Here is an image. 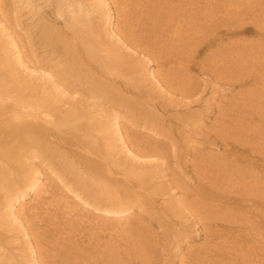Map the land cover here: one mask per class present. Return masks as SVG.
Here are the masks:
<instances>
[{"label": "bare ground", "instance_id": "1", "mask_svg": "<svg viewBox=\"0 0 264 264\" xmlns=\"http://www.w3.org/2000/svg\"><path fill=\"white\" fill-rule=\"evenodd\" d=\"M0 41V264H161L146 208L203 236L179 264H264V0H0ZM190 152L197 188L162 175Z\"/></svg>", "mask_w": 264, "mask_h": 264}, {"label": "rangeland", "instance_id": "2", "mask_svg": "<svg viewBox=\"0 0 264 264\" xmlns=\"http://www.w3.org/2000/svg\"><path fill=\"white\" fill-rule=\"evenodd\" d=\"M45 6H46V8L47 7L49 8L48 3ZM10 8H12L11 5H10ZM49 10L52 11V7L48 9V13H49ZM239 37H241L242 39L245 38L246 40L255 38L254 34L250 33V32L242 33L239 35ZM1 43H2V41H0V45H1ZM202 60H203V58H201V61ZM191 72H192L191 75L198 78V87H199L198 93H200L199 97H197V98L194 97L195 99L193 98V100L196 101V103L193 107H196V106L199 107L202 110V112H204V114H205L206 112L204 110L206 109V107H203V104L201 103L202 100L209 99V103H213L212 113L208 114V116H207L208 118L203 117L202 118L203 122L198 126L190 125L191 130H189V133H191V131H192L191 135L193 137V141L195 142L196 139H199L202 141V139H204L205 137H207V138L210 136L212 137L213 132L211 130H213V127H214L215 122H216L215 119H216L217 114L219 112L218 111V102L220 100V97H219V99L217 98V99H214V101H211V99H210L211 94L210 93H211V88L214 87L213 84L211 82H209L208 85L204 86V81L202 82V80L204 78L199 73L197 68H196V70H192ZM207 80L209 81L208 78H207ZM216 86L218 87L220 85L217 84ZM221 88L226 90V92H224L225 96H229L230 94L235 92L234 90L228 91L226 86L221 87ZM233 89H234V87H233ZM142 91L143 92L148 91V94L152 93V95L154 96L152 98H154V99L157 98V101L159 102L158 105H159L160 112L165 114L164 115L165 120H168V122H173V130L175 132L177 131L178 128H181V124L179 123L180 121H178V119L175 118L176 117L175 111L185 112V110H188V109H186L185 107H176V103L172 102V100H170V98L166 95H162V96L156 95L155 89L148 82L144 83V87H142ZM197 100L199 102H197ZM209 103H207L205 105H208ZM165 108H166V112H164ZM191 122H194V121H191ZM141 131H140L141 135L150 138L149 137L150 136L149 131H148L149 134H147V132L145 130H141ZM158 131H159V133L162 134L158 139H159V141H161L163 147L166 149L170 148L172 142L166 141V139H170L172 141H176V139L174 137H167L168 133L164 129H161ZM206 143H209V142H206ZM211 148H214V147H211V146L205 147L206 150H209ZM220 151H221V149H220ZM181 156H182L183 160L180 163V162H176L177 160L175 158L172 159V155H168L169 161L171 160L169 163V166H168L169 168L166 171H163L162 175H171V173L180 175V178L182 177V180L189 182L191 187L197 188L199 182H198V180H196V178L193 175V172L196 169L194 167L196 164V161L194 160L195 156L191 152L188 153V155H186V156H184V155H181ZM143 211H145V212L142 214L141 210H137V212H135V214H137V213L142 214L141 215L142 221L144 223L149 224V225L151 223L153 228H155V230L160 233L161 241L159 242L160 245L156 248L155 253H156V257H157L156 259L161 264H179L180 259L187 252L186 251L187 248L190 247L189 245H192V246L193 245H200L204 239L203 236H200L196 239L195 233L193 232L192 234L187 236V243L185 244L186 246L182 245L181 249H180L181 251L179 253H177V252H175L176 251L175 248L171 249V245L169 243H166L167 240L164 237L163 230L159 227V222H158V224H156V222L154 221V216L151 217L149 209L146 208V209H143ZM174 213L178 214L179 211L178 210H172V213H166V216L171 217L172 215H175ZM166 216H163V217H166Z\"/></svg>", "mask_w": 264, "mask_h": 264}]
</instances>
